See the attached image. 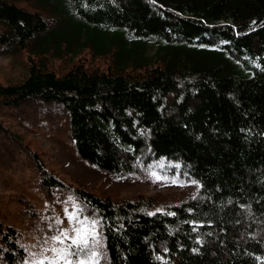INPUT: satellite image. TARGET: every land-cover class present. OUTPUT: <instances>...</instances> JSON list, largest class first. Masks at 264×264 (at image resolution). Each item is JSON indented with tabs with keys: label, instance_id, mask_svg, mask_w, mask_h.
<instances>
[{
	"label": "trees",
	"instance_id": "trees-1",
	"mask_svg": "<svg viewBox=\"0 0 264 264\" xmlns=\"http://www.w3.org/2000/svg\"><path fill=\"white\" fill-rule=\"evenodd\" d=\"M22 52L1 107L58 102L97 167L161 159L198 183L151 211L38 163L43 188L67 185L96 213L108 264H264V0H0V54ZM0 254L24 264L1 221Z\"/></svg>",
	"mask_w": 264,
	"mask_h": 264
},
{
	"label": "rangeland",
	"instance_id": "rangeland-1",
	"mask_svg": "<svg viewBox=\"0 0 264 264\" xmlns=\"http://www.w3.org/2000/svg\"><path fill=\"white\" fill-rule=\"evenodd\" d=\"M25 62V52L20 57L0 54V79L21 77ZM62 64L59 61L56 66ZM68 119L67 110L54 101L27 99L16 106H0V221L15 227L16 239L25 249V264L45 256L54 259L56 253L45 249H67L75 229L93 234L89 236V251L96 253L95 257L77 259L108 264L96 213L68 186L43 188L40 179L44 173L38 167L41 163L64 182L100 196L114 200L148 198L151 209H164L197 195L198 183L193 178L160 159L146 160L133 171L116 175L80 157L69 135ZM62 231L69 239L62 237L63 243L52 239ZM0 264H4L1 254Z\"/></svg>",
	"mask_w": 264,
	"mask_h": 264
},
{
	"label": "snow or ice",
	"instance_id": "snow-or-ice-1",
	"mask_svg": "<svg viewBox=\"0 0 264 264\" xmlns=\"http://www.w3.org/2000/svg\"><path fill=\"white\" fill-rule=\"evenodd\" d=\"M73 216L74 214L70 215L69 218L71 219L73 218ZM74 231L75 235L70 237L71 244L67 249H57L55 247L51 249H45L46 252L51 251L53 253H56L54 259H49L47 256H45L41 260L31 262V264H60L61 261H63V264H73L74 261L75 264H92L91 260L85 261L77 258L88 255L95 257L96 253L89 251V245L91 243V241L89 240V236L93 234L86 232L84 229H75ZM62 237L64 239H69L67 233L63 231L58 236L52 237V239L63 243ZM69 256H71L73 259H68ZM26 264H28V262H26Z\"/></svg>",
	"mask_w": 264,
	"mask_h": 264
}]
</instances>
